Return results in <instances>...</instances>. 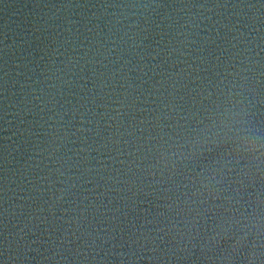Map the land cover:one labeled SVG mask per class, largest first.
I'll return each instance as SVG.
<instances>
[{
	"label": "water",
	"instance_id": "1",
	"mask_svg": "<svg viewBox=\"0 0 264 264\" xmlns=\"http://www.w3.org/2000/svg\"><path fill=\"white\" fill-rule=\"evenodd\" d=\"M0 264H264V0H0Z\"/></svg>",
	"mask_w": 264,
	"mask_h": 264
}]
</instances>
